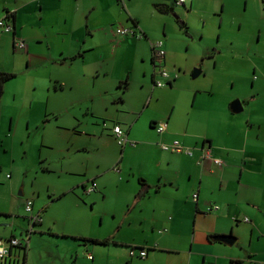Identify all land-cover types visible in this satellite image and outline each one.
<instances>
[{"label": "crops", "instance_id": "0c3cea01", "mask_svg": "<svg viewBox=\"0 0 264 264\" xmlns=\"http://www.w3.org/2000/svg\"><path fill=\"white\" fill-rule=\"evenodd\" d=\"M92 11L83 0H0V18L6 13L13 15L14 25L12 33L0 36V71L32 76L28 88L33 90V108L29 110L35 113L29 116L28 126L62 124L64 127L56 129L69 134L55 136L62 145L63 162L41 167L42 173H55L60 178L61 187L48 189L49 196L54 201L72 197L75 209L86 203L91 207V216L86 219L73 212V221L60 234L50 227L44 230L43 220L37 221L27 237L26 251L13 248L11 261L41 264L30 258L32 241L40 234L65 243L75 260L81 256L89 264H264V119H254L251 114L264 115V98H258L259 91L254 89L250 114L246 120L241 119L230 110L233 97L216 94L202 79L193 81L192 67L178 64L168 44L163 47V63L171 76L176 74L172 84L152 87L150 50L142 75L145 84L142 81L139 92L130 95L127 86L124 91L118 87L124 79L128 82L127 75L107 80L98 51L92 62L82 51L90 45L94 31L104 26L90 23ZM180 11L189 12L184 8ZM132 21L139 28L138 21L131 17L130 27ZM113 28L111 25L110 31ZM204 32L203 24L196 39H201ZM13 37L23 40L26 48L14 49ZM125 37L115 36L118 45ZM195 37L192 33L190 40L195 41ZM76 53L81 56L73 58ZM195 58L202 66L204 54L198 53ZM211 58L215 65L217 56ZM65 66L66 76L60 77L56 70ZM87 77L92 84L87 83ZM13 79L4 84L0 97V188L8 187L7 194L12 180L4 176L8 152L5 139L10 137L13 116L7 122L8 129L2 127L6 124L2 121L7 116L3 105L8 102ZM74 92L82 97L75 98ZM59 93L67 96L60 100ZM15 100L14 93L13 104ZM241 105L243 110L245 102ZM140 109H150L142 121L137 114ZM160 121L167 122L162 133L154 127ZM113 124H119L135 144L127 142L120 147L111 132ZM106 139H111L110 146H105ZM174 141L192 154L161 149L162 144ZM205 147L210 148L211 157L202 160L201 148ZM214 158L222 164L215 163ZM140 178L146 190L137 198L143 187ZM92 181L95 190L84 193V187ZM193 193H197L196 201L192 200ZM104 199L109 204L97 209ZM5 203L4 194L0 197V225L5 227L0 237L15 236L24 241L27 233L3 223L10 219ZM34 205L32 200L31 211ZM44 205L36 212L40 218ZM97 217L99 226H104L102 231L96 227ZM23 218L27 229V217ZM226 234L235 237L232 244L215 239ZM75 236L109 241L100 245ZM131 248L135 250L133 256L129 255ZM141 249L146 250L144 258L136 255Z\"/></svg>", "mask_w": 264, "mask_h": 264}, {"label": "rangeland", "instance_id": "374dc122", "mask_svg": "<svg viewBox=\"0 0 264 264\" xmlns=\"http://www.w3.org/2000/svg\"><path fill=\"white\" fill-rule=\"evenodd\" d=\"M83 1L89 10H93L90 23L92 25L102 23L101 25L104 26L96 31L92 29V32L94 31L92 41L82 51L85 52L88 62L90 59L92 62L98 54L102 56L101 65L109 76L107 80L118 77L124 79L127 75V87L130 95L134 96L139 92L142 81L145 84L142 75L144 69H147L145 60L150 54V42L162 40L163 47L166 48L168 44L178 64L191 66V72L194 68L204 71L203 75L200 74L193 78V81L202 79L203 82L212 86L216 94L233 97L231 101L238 99L245 102L243 110L234 114L241 119L246 120L250 114L249 109L253 103L251 94L254 89L259 91L258 98H264V0H186L185 6L177 5L173 0ZM154 3L167 5L173 10L170 13H160L153 7ZM182 8L188 9L189 12L183 13L180 11ZM180 15H184L185 20ZM202 16L205 17V22ZM129 17L138 21L137 33L140 29L145 32L148 39L145 40L143 36L131 37L128 34L118 45L110 27L111 25L114 27L122 25L125 28H130ZM180 22L185 23L188 34L180 27ZM203 24L205 26L204 36L201 39H196L200 38V34H196V32L200 31ZM187 25L192 29L195 28V31L188 28ZM140 32L138 34H141ZM192 33L196 35L195 41L190 40ZM64 48L66 49V46ZM198 53L205 56L202 66L201 60L198 61V58H195ZM213 54L217 56L215 65L211 58L214 56ZM193 64L195 66H192ZM67 70V66L62 67L56 70V74L60 77L66 76ZM14 73L16 76L9 85L7 93L8 102L3 105L7 115L2 121V123H6L2 124L3 128H9L7 122L13 116V127L8 132L10 137L5 139L8 152L5 163L7 168L4 170L6 180H12L11 191L7 194L8 187L0 188V197L5 194L4 207L10 209L8 210L10 219L3 223L8 222L26 234L27 229L25 223L22 222L24 221L23 217L35 215L43 207L44 201H48L44 205L46 206L44 212L41 213L42 227L44 230L50 227V231L60 234L73 221L70 218L73 212L80 219H86L87 216H91V207L86 203L85 205L80 204L79 208H73L72 197L51 200L48 189L60 188V178L55 173H42L41 167L57 166L63 162L61 160L62 145L57 143L55 136H69V134L63 133L62 129H56L64 127L60 126L62 124H57L58 127H55V124L52 126V123H42L38 127L28 126L29 116L31 113H35L29 110L33 108L30 105L33 90L28 88L32 76L25 73ZM88 78L87 83L92 84L93 82L90 83ZM97 82L99 83V79ZM14 93L16 100L13 104ZM78 94L80 93L74 92L73 96L77 99L81 98L82 96ZM66 96L67 93L58 95L60 100ZM140 110L141 112L139 111L137 114L141 116L139 118L142 121L146 118H143V115L150 109ZM251 114L254 119H264V115L260 117L256 112H251ZM104 143L105 146H110L111 139L104 140ZM22 189L25 191L23 195H21ZM38 192H40L39 198L37 197ZM82 196L86 197L87 194ZM26 199H32L35 203L31 212L24 209ZM108 204V199H104L96 207L98 209L99 206ZM4 227V225H0V230ZM96 227H100L101 231L104 229V226H99L98 217ZM17 232L19 231L17 230ZM34 234L32 232V235ZM56 243L59 245L56 246ZM64 244L60 240L54 241L53 238L40 234L35 236L31 244V262L89 264L90 261L81 256L75 260L74 254H71ZM83 256L85 257V255Z\"/></svg>", "mask_w": 264, "mask_h": 264}, {"label": "built area", "instance_id": "2783aa9c", "mask_svg": "<svg viewBox=\"0 0 264 264\" xmlns=\"http://www.w3.org/2000/svg\"><path fill=\"white\" fill-rule=\"evenodd\" d=\"M175 3L183 4L185 0H173ZM14 30L13 25L10 22H6L4 20V16L0 18V36L3 33H12ZM133 32H135V36H141V34H138L135 29L132 27L125 28L122 25H116L113 28V33L116 37L126 36L130 35L132 36ZM12 47L14 49H25L26 44L23 40L13 37L12 38ZM150 50H151V57L153 58V61L155 62L154 71H153V82L152 87H164V86H170L173 82L172 77H176V74L174 76L170 75V71L168 68L164 65V57H165V50L163 48V42L162 40H157L155 42H150ZM154 127L156 132L162 133L165 131L167 127L166 121H160L154 123ZM111 132L113 134V137L116 141V143L123 147L127 142H129L130 145H134V141H129L127 139L126 133L123 131L122 127L119 124H113L111 127ZM161 149L165 151H171V152H184L187 155H191L192 151L189 148H186L179 144L178 142L174 141L171 144H162ZM210 148L205 147L201 148V159H210ZM213 161L217 163L218 165L222 164V161L220 159L214 158ZM96 183L92 181L90 184L86 185L84 187V193H91L95 190ZM197 199V193L192 194V200L196 201ZM24 209L27 212H31L32 210V200L27 199L24 202ZM28 220V230L26 231V237L24 238V241L18 239L15 236H10L7 238H1L0 237V264H18L16 261H11V253L13 248H19L24 251L27 249V237L29 236V233L31 232V229L33 225L40 220V216L38 214L31 215L30 217H27ZM244 221H248V218L244 217ZM129 255L133 256L135 255V250L133 248L129 249ZM140 258H144L146 256V250L141 249L136 254ZM88 258H92L91 255H88Z\"/></svg>", "mask_w": 264, "mask_h": 264}, {"label": "trees", "instance_id": "16d2710c", "mask_svg": "<svg viewBox=\"0 0 264 264\" xmlns=\"http://www.w3.org/2000/svg\"><path fill=\"white\" fill-rule=\"evenodd\" d=\"M153 7L155 8V10H157L160 13H170L172 11V9L169 6L163 5V4L154 3ZM4 20L6 22H10L13 25V15H10V14L6 13L4 15ZM178 21H180V20H178ZM13 27H14V25H13ZM131 27H133V29H135V30H136V28H138L135 21H132V26ZM180 27L184 30V32L186 34H188V31L186 29V25H185L184 22H180ZM86 33H89V32H86ZM140 33H141V36L144 37V34L142 32H140ZM132 34H133L132 36H135V32H133ZM76 56H81V54L80 53H76L73 56V58H75ZM15 76H16V74L14 72L0 71V97H1V95L3 93L4 84L7 81H9L10 79L14 78ZM127 83H128L127 79H124L123 81H121L118 84V87H120V89H122L124 91L126 89ZM139 181H140V184L143 187L137 192V194H136L137 198H140L145 193V190H146V189H144V186L146 185V184H144V180L140 178ZM75 238L79 239L81 241H88V242H91V243H94V244H100V245L107 244L108 241H109V238L97 239V238H84V237H76V236H75ZM239 262L240 261H234L235 264H238Z\"/></svg>", "mask_w": 264, "mask_h": 264}, {"label": "water", "instance_id": "95a60500", "mask_svg": "<svg viewBox=\"0 0 264 264\" xmlns=\"http://www.w3.org/2000/svg\"><path fill=\"white\" fill-rule=\"evenodd\" d=\"M199 74H200V69L194 68L190 75H191L192 78H195ZM229 107H230V110L233 113H239L240 111H242V105H241L240 100H238V99L233 100L230 103ZM215 239L219 240L221 242H224V243L232 244L234 242V240H235V237L232 236L231 234H226V235H216ZM229 264H233V263H229Z\"/></svg>", "mask_w": 264, "mask_h": 264}, {"label": "flooded vegetation", "instance_id": "af4514ba", "mask_svg": "<svg viewBox=\"0 0 264 264\" xmlns=\"http://www.w3.org/2000/svg\"><path fill=\"white\" fill-rule=\"evenodd\" d=\"M174 2V1H173ZM175 3V2H174ZM175 4H177V5H183L184 6V3L183 4H179V3H175ZM172 10H173V8L172 7H170ZM152 58V57H151ZM151 64H152V77H153V71H154V66H155V62L153 61V58H152V60H151Z\"/></svg>", "mask_w": 264, "mask_h": 264}]
</instances>
